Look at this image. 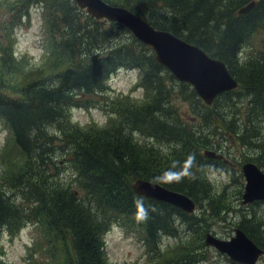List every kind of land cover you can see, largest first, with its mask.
<instances>
[{
	"label": "trees",
	"instance_id": "16d2710c",
	"mask_svg": "<svg viewBox=\"0 0 264 264\" xmlns=\"http://www.w3.org/2000/svg\"><path fill=\"white\" fill-rule=\"evenodd\" d=\"M102 1L221 61L238 85L207 106L126 29L90 18L73 0H0L6 11L0 123L7 132L0 147V235L34 227L26 264H109L103 237L118 227L140 236L148 264H194L204 250L206 219L228 210L219 205L223 193L212 195L207 174L230 169L202 152L235 146L251 153L243 162L264 163V0ZM250 1L254 7L238 15ZM32 4L41 10L36 66L12 52V29ZM245 48L250 53L242 56ZM118 69L136 71L139 99L106 96ZM72 109H96L105 121L72 123ZM64 167L66 181L59 178ZM137 178L186 195L200 215L135 195ZM177 226L191 232L192 242L160 253V238L176 236ZM235 227L264 251L263 218L252 212ZM37 246L42 256L31 260Z\"/></svg>",
	"mask_w": 264,
	"mask_h": 264
},
{
	"label": "rangeland",
	"instance_id": "374dc122",
	"mask_svg": "<svg viewBox=\"0 0 264 264\" xmlns=\"http://www.w3.org/2000/svg\"><path fill=\"white\" fill-rule=\"evenodd\" d=\"M12 1V0H10ZM4 8L0 7V21H4L2 16L5 14ZM27 18H23L19 25L12 29L13 46L12 52L16 59L23 58L29 66H36L39 64L40 53L42 51V29L40 21V11L36 4L30 5ZM2 17V18H1ZM257 37L252 38L251 45H255ZM243 54L249 55L247 48L242 49ZM241 56V58H242ZM27 65V66H28ZM137 74L134 70L120 69L114 74L110 75L107 80L109 91L106 93L107 97H116L128 95L131 98L139 99L141 97V89H131L136 81ZM175 105L184 111L185 105L180 102H175ZM72 123L85 125L88 122H94L101 125L105 121V115L96 110L89 111L82 109H72L70 116ZM6 130L0 123V147L2 146ZM224 157L234 164L229 172L224 169L219 171L209 172L207 180L212 186V195L218 196L223 193L220 207L228 205V210L225 213L219 214L218 217L208 218L205 221L206 233H209L221 240H227L232 236V230L236 223L243 215L255 212L257 216L264 220V203L251 204L248 206H241L239 204V196H236V191L241 193L243 179L240 175L239 166L246 160L245 157L252 156L245 150L239 147L229 146L222 150ZM264 161V153L262 154ZM259 168L264 172L263 166ZM68 170H64L59 174V178L66 181L68 178ZM240 177V178H239ZM222 191V192H221ZM240 195V194H239ZM195 215H200V211L196 210ZM177 224V220H175ZM34 227L30 224H25L16 235L9 237L4 231L0 235V251L2 264H26L25 258L29 250L33 246L36 237ZM191 232H187L184 226H177L176 236L161 237L159 244V252H168L174 246L185 245L192 241ZM104 251L109 264H148L151 253L148 252L143 245L140 236L134 233H127L118 227H111L103 237ZM180 243V244H179ZM199 256V261L194 264H234L230 262L225 256L218 254L213 249L204 247ZM42 249L34 247L32 251L31 260L37 257L41 258ZM198 257V256H196ZM34 264V263H33ZM256 264H264V258H260Z\"/></svg>",
	"mask_w": 264,
	"mask_h": 264
},
{
	"label": "water",
	"instance_id": "95a60500",
	"mask_svg": "<svg viewBox=\"0 0 264 264\" xmlns=\"http://www.w3.org/2000/svg\"><path fill=\"white\" fill-rule=\"evenodd\" d=\"M73 2L90 18L116 23L126 29L136 41L149 47L155 62L166 69L176 81L188 84L203 104L211 105L216 96L237 87L236 81L221 61L208 57L199 48L166 31L155 29L128 10L106 4L102 0ZM254 5L253 1L247 3L237 10V14L248 13ZM202 156L230 165L222 155L210 150H204ZM240 174L243 186L239 204L247 206L254 202H264V173L254 163L245 162L240 166ZM131 190L139 197L170 205L185 214H191L195 209L194 203L185 195L140 178L132 181ZM232 232L233 236L227 240L205 234L203 245L236 264H256L259 258L264 257V252L240 229L234 228Z\"/></svg>",
	"mask_w": 264,
	"mask_h": 264
},
{
	"label": "flooded vegetation",
	"instance_id": "af4514ba",
	"mask_svg": "<svg viewBox=\"0 0 264 264\" xmlns=\"http://www.w3.org/2000/svg\"><path fill=\"white\" fill-rule=\"evenodd\" d=\"M221 154H222V152H221ZM222 155H223V154H222ZM223 158L226 159V158L224 157V155H223ZM226 160H227V159H226ZM228 161H229V160H228ZM229 163H230V165H227V167L232 168V167L234 166V164L231 163V161H229Z\"/></svg>",
	"mask_w": 264,
	"mask_h": 264
}]
</instances>
